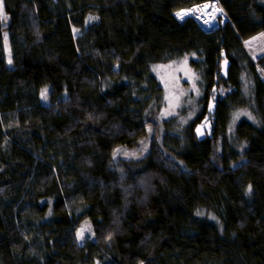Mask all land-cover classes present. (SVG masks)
Instances as JSON below:
<instances>
[{
    "label": "trees",
    "instance_id": "obj_1",
    "mask_svg": "<svg viewBox=\"0 0 264 264\" xmlns=\"http://www.w3.org/2000/svg\"><path fill=\"white\" fill-rule=\"evenodd\" d=\"M209 1L3 0L0 264H264V75L244 49L264 33V0H218L228 21L213 32L177 19ZM192 53L206 105L229 91L213 138L183 143L161 133L152 66ZM247 106L257 124L243 119L229 137L231 112ZM152 129L148 155L116 159ZM86 220L95 240L82 245Z\"/></svg>",
    "mask_w": 264,
    "mask_h": 264
},
{
    "label": "rangeland",
    "instance_id": "obj_2",
    "mask_svg": "<svg viewBox=\"0 0 264 264\" xmlns=\"http://www.w3.org/2000/svg\"><path fill=\"white\" fill-rule=\"evenodd\" d=\"M207 3V2H206ZM212 3H216V0H212ZM221 8L219 3H216ZM194 7V6H193ZM193 7L179 11L176 15L180 21L193 18L198 23L201 21L197 19V13L193 11ZM222 9V8H221ZM4 10V5H3ZM224 12V10H223ZM4 14L8 17V15ZM225 13L218 16L220 24L227 22ZM3 21V25L6 28L9 25V17L7 21ZM97 21L96 16H90L86 21V28ZM219 25L218 27H220ZM81 32L78 29L74 30L75 36H81ZM6 49L8 56H11V48L9 44V33L5 32ZM244 49L247 50L248 55L255 62L258 71L264 75V69L259 66L258 59L264 56V33L257 34L255 37L250 38L244 42ZM192 60L198 61L199 56L196 53L181 55L180 57L173 58L168 62H160L152 66V73L159 81V85L163 87V93L161 98L156 101L153 100L151 107L157 108V118L160 123H165L167 129L161 127L162 135L167 134L170 136H177L182 139L183 143L187 140L192 131L195 135L196 125L201 123L205 119V108L209 107V103L206 105V92L207 86L203 78L202 73L197 67L192 65ZM243 74L241 82H243L242 93L244 95L247 104L253 103V89L254 83L247 71L245 62H241ZM222 71V67H221ZM229 90H223V88H217L214 95L216 105L226 97V92ZM42 102L46 105L51 104L50 100V87H45L42 90ZM209 102V101H208ZM254 105V103H253ZM218 107V105H217ZM207 114V113H205ZM231 117L228 123L229 137L235 133L238 123L243 120H251L257 124V118L253 113V109L250 106L237 108L231 112ZM213 119V118H212ZM216 119L213 121V126ZM160 131H158L159 133ZM156 138L155 131L152 129L148 136L142 139V141L134 148L119 149L116 154L117 160H137L143 159L151 151V146ZM169 156V155H167ZM82 233V235H81ZM79 241L82 245H85L89 241L95 240L93 228L89 221H84L78 230Z\"/></svg>",
    "mask_w": 264,
    "mask_h": 264
},
{
    "label": "water",
    "instance_id": "obj_3",
    "mask_svg": "<svg viewBox=\"0 0 264 264\" xmlns=\"http://www.w3.org/2000/svg\"><path fill=\"white\" fill-rule=\"evenodd\" d=\"M205 4L201 3L200 5H196L193 7V9H196L203 6ZM223 64H222V76L225 78H227L228 75V69L230 67L231 62L228 60V58L226 57V53L224 52L223 54ZM209 107L207 110V114L205 115V119L196 125L195 128V135L196 138H198L199 141H205L207 138H213V121L215 119V114H216V109H217V105L215 103L214 98H211L209 101ZM213 118V119H212Z\"/></svg>",
    "mask_w": 264,
    "mask_h": 264
},
{
    "label": "bare ground",
    "instance_id": "obj_4",
    "mask_svg": "<svg viewBox=\"0 0 264 264\" xmlns=\"http://www.w3.org/2000/svg\"><path fill=\"white\" fill-rule=\"evenodd\" d=\"M222 9L215 6V5H212L211 8H204L203 7L200 10H196L197 19H199L200 21H203V23L207 26H212V25L216 24L217 22H219L218 16L223 15L225 13V12H223L224 9L223 10ZM225 17H226V15H225ZM227 19L228 18L226 17V20ZM200 26H201V24H200Z\"/></svg>",
    "mask_w": 264,
    "mask_h": 264
},
{
    "label": "built area",
    "instance_id": "obj_5",
    "mask_svg": "<svg viewBox=\"0 0 264 264\" xmlns=\"http://www.w3.org/2000/svg\"><path fill=\"white\" fill-rule=\"evenodd\" d=\"M214 1H215V0H214ZM216 3H219L218 0H216ZM216 3L213 4V3H212V0L209 1V2H207V3L205 2V3H203V4H205V5H203V6L199 7V8H197V10H200V9L203 8V7H204V8H211L212 5H215V6L218 7V5H217ZM192 9H193V8H192ZM222 10H223V9H222ZM193 11L196 12V9H193ZM200 24H201V26L203 27V29L206 30V32H213V31H215V30H217V29L219 28V27H218L219 25H221V24H220V20H219V22L216 23L217 25L214 24V25H212V26H207V25H205V24L203 23V21H201Z\"/></svg>",
    "mask_w": 264,
    "mask_h": 264
},
{
    "label": "snow or ice",
    "instance_id": "obj_6",
    "mask_svg": "<svg viewBox=\"0 0 264 264\" xmlns=\"http://www.w3.org/2000/svg\"><path fill=\"white\" fill-rule=\"evenodd\" d=\"M180 15V14H178ZM0 19L7 21L8 17L4 14V10H3V0H0ZM251 191V189H249ZM82 235V233H81Z\"/></svg>",
    "mask_w": 264,
    "mask_h": 264
}]
</instances>
